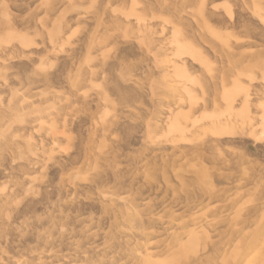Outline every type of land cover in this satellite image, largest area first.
Masks as SVG:
<instances>
[{"label":"rangeland","instance_id":"374dc122","mask_svg":"<svg viewBox=\"0 0 264 264\" xmlns=\"http://www.w3.org/2000/svg\"><path fill=\"white\" fill-rule=\"evenodd\" d=\"M0 264H264V0H0Z\"/></svg>","mask_w":264,"mask_h":264},{"label":"bare ground","instance_id":"6f19581e","mask_svg":"<svg viewBox=\"0 0 264 264\" xmlns=\"http://www.w3.org/2000/svg\"><path fill=\"white\" fill-rule=\"evenodd\" d=\"M184 75V74H183Z\"/></svg>","mask_w":264,"mask_h":264}]
</instances>
